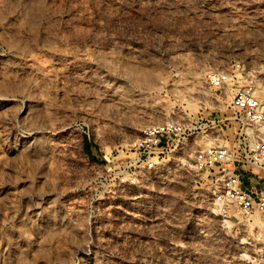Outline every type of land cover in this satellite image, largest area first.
Listing matches in <instances>:
<instances>
[{
  "label": "rangeland",
  "instance_id": "obj_1",
  "mask_svg": "<svg viewBox=\"0 0 264 264\" xmlns=\"http://www.w3.org/2000/svg\"><path fill=\"white\" fill-rule=\"evenodd\" d=\"M248 86L264 102V0H0V264H264V215H221L195 166ZM172 119L202 130L131 165Z\"/></svg>",
  "mask_w": 264,
  "mask_h": 264
},
{
  "label": "built area",
  "instance_id": "obj_2",
  "mask_svg": "<svg viewBox=\"0 0 264 264\" xmlns=\"http://www.w3.org/2000/svg\"><path fill=\"white\" fill-rule=\"evenodd\" d=\"M232 79L230 72L222 71L211 77V85L215 91L222 92ZM230 107L231 115L227 119L235 128L233 140L222 138L220 124L212 121L210 134L215 143L196 151L195 166L212 176L215 202L221 215L235 216L232 207L243 216L255 212L264 215V102L251 86L241 87L232 93ZM201 130L197 122L173 119L147 125L130 143V151L135 155L131 165L156 169L172 146H180ZM247 181L250 186L246 185Z\"/></svg>",
  "mask_w": 264,
  "mask_h": 264
},
{
  "label": "bare ground",
  "instance_id": "obj_3",
  "mask_svg": "<svg viewBox=\"0 0 264 264\" xmlns=\"http://www.w3.org/2000/svg\"><path fill=\"white\" fill-rule=\"evenodd\" d=\"M171 91V90H170ZM169 91V92H170ZM170 94L174 95V96H177V95H180L181 94V90L178 89V88H175L173 91L170 92Z\"/></svg>",
  "mask_w": 264,
  "mask_h": 264
}]
</instances>
